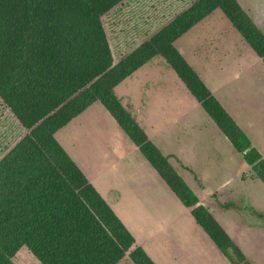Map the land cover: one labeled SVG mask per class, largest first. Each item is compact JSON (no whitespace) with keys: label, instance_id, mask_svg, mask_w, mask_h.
<instances>
[{"label":"trees","instance_id":"obj_1","mask_svg":"<svg viewBox=\"0 0 264 264\" xmlns=\"http://www.w3.org/2000/svg\"><path fill=\"white\" fill-rule=\"evenodd\" d=\"M0 0V264H154L55 138L101 104L231 264H248L151 144L114 88L161 57L264 184V160L174 43L219 10L264 64V35L236 0ZM113 14V24L104 20ZM134 22V23H132ZM23 259L21 262L20 259ZM20 261V263H19Z\"/></svg>","mask_w":264,"mask_h":264},{"label":"crops","instance_id":"obj_2","mask_svg":"<svg viewBox=\"0 0 264 264\" xmlns=\"http://www.w3.org/2000/svg\"><path fill=\"white\" fill-rule=\"evenodd\" d=\"M174 46L264 160L262 60L217 10ZM168 68L154 57L114 95L247 263L264 264V184ZM55 138L154 264H231L101 104Z\"/></svg>","mask_w":264,"mask_h":264},{"label":"rangeland","instance_id":"obj_3","mask_svg":"<svg viewBox=\"0 0 264 264\" xmlns=\"http://www.w3.org/2000/svg\"><path fill=\"white\" fill-rule=\"evenodd\" d=\"M186 1L187 0H129L128 3H127V5H126L128 8L122 13L121 17H122V19H125L124 22H126L127 24H129L132 21V19H134L135 20V23H136V21H140V20L143 21L145 17L144 16L137 17L134 14V11L136 9H138V8H141L142 11H143V8L142 7H144V5H151L152 8H153V13H155L154 16H158L160 14L159 12H160V9H161V5L162 6L167 5L170 8L174 9L175 7H178V6L180 7L181 5H183V7H184V4H186ZM236 1L240 4V6H241L240 8H241V10L244 13L248 12L249 15L251 14L253 16L254 13H255V11H258L262 15V17H263L262 19H259L258 18L256 20H257V22H258V24H259L260 27L263 26L262 27V29H263L264 28V23L261 25V21H264V0H236ZM244 10H246V12ZM217 11H219V10H217ZM113 18H114L113 17V14H110V15H108L105 18L104 22H105V24H106L107 27H109V26L111 27V25L113 24V22H112L113 21ZM132 23H134V22H132ZM219 25L220 24H218V26ZM221 25H222V23H221ZM156 58L159 59V60H161L160 57H156ZM168 69H169V73H171V74H173L175 76L174 72L170 68H168ZM0 114H4V112L2 113L0 111ZM62 131H64V129ZM66 131H69V130L67 129ZM62 133L63 132H59L57 134V136H56L57 140L61 141V136L63 135ZM72 134L70 135V137H72L74 134H76L78 138L80 137L78 130L76 132H74L73 135ZM75 136H73V137L75 138ZM250 176H251V170H250ZM254 180L259 185H262L256 179H254ZM20 260H21V262L23 261L22 258ZM19 263H20V261H19ZM119 264H131V263L129 262V260L126 257Z\"/></svg>","mask_w":264,"mask_h":264}]
</instances>
